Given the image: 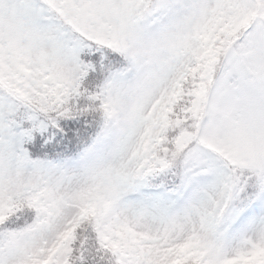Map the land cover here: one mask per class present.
<instances>
[{
  "label": "snow or ice",
  "instance_id": "snow-or-ice-1",
  "mask_svg": "<svg viewBox=\"0 0 264 264\" xmlns=\"http://www.w3.org/2000/svg\"><path fill=\"white\" fill-rule=\"evenodd\" d=\"M0 264H264V0H0Z\"/></svg>",
  "mask_w": 264,
  "mask_h": 264
}]
</instances>
